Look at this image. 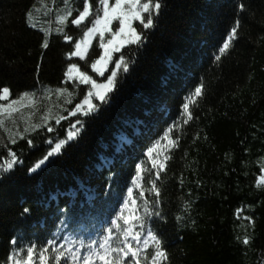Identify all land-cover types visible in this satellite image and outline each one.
<instances>
[{"label": "trees", "instance_id": "1", "mask_svg": "<svg viewBox=\"0 0 264 264\" xmlns=\"http://www.w3.org/2000/svg\"><path fill=\"white\" fill-rule=\"evenodd\" d=\"M238 2L245 5L243 10L237 9ZM43 3L53 8L52 0ZM43 3L0 0V87L9 86L13 97L35 93L31 98L35 105L15 114L19 131L24 133L25 121L44 122L50 110L57 129L24 133L33 139L35 147L31 148L20 139L12 145L0 127V145L8 143L24 161L0 179V264H5L12 249L13 236L38 248L48 239L64 248L69 243L79 248L75 242L81 240L85 245L91 239L99 241L103 229L121 211L129 186L137 200L136 215H143L145 198L149 206L153 200L160 201L166 219L149 214L146 225L162 235L167 250L168 259L159 258L157 264H264V184L256 186L264 175V0H164L156 27L144 30L147 42L114 54V58L123 54L135 63L118 75L112 99L107 103L94 100L99 111L77 117L71 112L90 86L78 81L64 84L65 71L70 63H77L96 78L88 65L102 49L97 40L86 60L73 57L69 61L67 53L83 35V25L77 28L71 23L78 13L74 11L64 27L57 21L65 11L64 0H56L55 11L43 8ZM69 7L82 10L81 0H72ZM29 12L36 27L27 21ZM236 19L239 38L231 40L216 61L214 54ZM57 28L72 36V42L57 34ZM46 29L52 35L44 50ZM105 77L98 82H105ZM199 83L204 85L203 95L196 103L189 101L194 118L183 124L187 116L181 105ZM60 87L73 95L55 93ZM55 117L61 118L59 124ZM77 118L82 124L72 128ZM0 119L15 135L12 121ZM174 122L180 127H173L169 135L178 138L179 147L168 151L163 137ZM69 129L78 134L62 148V154L29 173L27 168L54 146L46 141L66 138ZM154 141L158 144L152 157L156 153L161 160L171 156L157 180L159 198L148 191L155 169L146 150ZM6 156L7 149L0 147V162ZM137 162L142 165L143 197L132 181ZM185 205H189L187 212ZM24 208L29 212L22 214ZM241 208L244 211L238 219ZM123 211L127 215L129 208ZM180 216L184 219L178 220ZM245 216L255 220L254 227ZM118 222L123 226L122 220ZM245 236L251 237L249 245L242 242ZM140 247V264H151L153 246L146 253ZM46 255V264H55L51 246ZM145 255L148 260L143 259ZM59 264L67 261L61 258ZM125 264H132L131 257Z\"/></svg>", "mask_w": 264, "mask_h": 264}, {"label": "snow or ice", "instance_id": "2", "mask_svg": "<svg viewBox=\"0 0 264 264\" xmlns=\"http://www.w3.org/2000/svg\"><path fill=\"white\" fill-rule=\"evenodd\" d=\"M43 3V0H42ZM56 0H52L53 8H49L47 3H43V8H49V11H55ZM72 4V0H64L65 11L62 15L57 16V21L60 25L67 27V22L70 17H73L74 11L78 13L71 23L77 28L83 25V35L75 43L74 50L67 53V59L71 61L73 57H78L80 60H86L88 57L89 49L92 47L93 39L99 37V48L102 49V54L98 56L88 67L96 74V78L93 75H89L88 71H82L77 63H70L65 71L64 84L69 81L73 83L77 82L79 85H89L90 89L87 95L83 98L82 102L75 106V109L71 112L73 117H77L78 113L83 116H88L90 113L99 111L98 104L94 103V100H98L101 103H107L112 99V93L118 90V75L122 72L127 73L129 71V65L135 63L134 60H126L125 55H119L115 58L113 64L114 54L121 53L122 50L129 45H137L142 47L147 42V36L144 32L145 29H154L156 27V20L162 14V8L165 6L164 0H81V8L69 7ZM237 9L243 10L245 5L238 2ZM42 11V9H37ZM27 21L31 27H36L33 21V14L29 12L27 14ZM115 22V26H114ZM138 22L140 30L134 27V23ZM240 26L239 19L233 22V26L228 32V38L224 40L223 44L218 48L217 53L214 54V59L219 61L221 55L224 54L229 48V42L239 38L238 29ZM56 33L64 35L66 42H72L73 37L66 35L61 28H57ZM45 38L42 41L41 47L47 50L50 46L49 39L52 35L51 30H45ZM107 34V38L106 37ZM43 60V57H41ZM112 65L113 70L109 71V66ZM108 75L105 77V73ZM99 77H105V82L99 83ZM204 85L199 83L196 87L186 96L185 102L181 105L184 109V115L187 119L183 120V124H188L189 120L193 119L192 113L189 111V101L196 103L197 97L203 95ZM52 93L53 90L49 89ZM55 93L63 96L65 93L69 97L73 95L67 88L60 87L55 90ZM35 96V93L24 92L13 97L12 90L9 86L0 87V117H6L7 120L12 121L16 127L15 135H13V129L5 127V119H0V127H4V130L8 133V140L12 145L18 143V139L25 140L27 145L31 148L35 147L33 139L29 135L24 133L34 132L37 129L46 128L48 133L56 132L57 129L52 126V114L51 110L47 115L43 117V121L40 124H32L25 121L24 133L19 131V125L15 120V114L21 113V110L35 105V101L31 98ZM51 96H49V99ZM68 104L72 103L69 98ZM63 119H68L64 116ZM56 123L59 124L61 118L55 117ZM76 124H82V121L77 118L76 123L72 125V128L76 127ZM173 127H180L178 124L169 125L165 130L163 139L169 145L168 151L171 148H178V138H172L169 133ZM76 131L68 130L66 138L64 139H48L46 142L48 145H53L44 155L36 159L33 164L27 168L29 173H35L42 168L46 163L50 161V158L62 154V148L77 136ZM199 139V136H197ZM158 141H154L152 147L146 150V155H149L151 160V167L155 169V179L150 181V187L148 191H151L154 197H161V189L157 186V180L161 178V171L167 170V161L171 159L170 155H165L163 159H159L160 153H156L155 157L151 156L153 149L156 148ZM7 149V156L0 162V179L13 171L15 166L23 164L24 161L20 158L16 151L9 147L8 143L0 145ZM136 174L132 177L133 184L136 188L140 189L139 195L144 196L145 190L142 187L140 181L144 179L142 176V165L140 162L135 164ZM183 183V180L181 181ZM264 184V175H261L257 182V187H261ZM137 200L133 198V187L129 186L124 196L123 202L120 204L121 211L111 219L110 226L103 229L104 235L96 239H91L87 245L84 242L77 241L79 248H74L73 243H69L67 248L58 244L55 239H48L46 243L39 248L35 243H29L27 245L20 243V237L13 236L9 241L12 245L11 251L7 254L5 264H46L49 256V247L51 246V252L55 253V264H59L61 258L67 261V264H96L97 261L102 264H125V261L131 257L132 264H140L141 262V247L145 253L149 246H153L154 251L150 257L151 264H157L159 258L163 260L168 259L166 247L164 246V240L162 235L151 227H147L149 220L148 216L158 217L161 221L166 218L162 211H160V201L153 200L151 206L149 201L145 198L143 215H136L139 209L136 208ZM189 205H185V212H187ZM129 208L127 215L124 214V209ZM244 209H238L237 218H240V213ZM29 212L28 208L23 209L22 214ZM178 220H183L184 217H177ZM254 227L255 220L249 216L244 217ZM123 221V226L118 222ZM138 229H146L143 233ZM143 237V239H142ZM237 239H240L239 237ZM67 241V237H65ZM243 244L249 245L251 242L250 236H245L242 240ZM81 249L86 251L81 252ZM21 253L24 255L21 256ZM34 256L36 259L34 260ZM143 259L148 260L149 257L145 255Z\"/></svg>", "mask_w": 264, "mask_h": 264}, {"label": "rangeland", "instance_id": "3", "mask_svg": "<svg viewBox=\"0 0 264 264\" xmlns=\"http://www.w3.org/2000/svg\"><path fill=\"white\" fill-rule=\"evenodd\" d=\"M114 26H115V22H114ZM134 27H139L138 26V22H136V23H134V25H133ZM139 31V30H138ZM105 38H107V34H106V37ZM97 40H99V37L97 36V38L96 39H93V41H92V44H93V42H95V41H97ZM103 51V50H102ZM102 51H101V54H102ZM119 55H121V54H117L116 56H119ZM114 57H115V55H114ZM114 61H115V58L113 59V63H114ZM112 67V65H110L109 66V71L111 70H113V68H111ZM108 72H106L105 73V75L107 74ZM93 74H95V73H93ZM105 79V78H104ZM78 85V84H77ZM2 257H4V256H2Z\"/></svg>", "mask_w": 264, "mask_h": 264}]
</instances>
